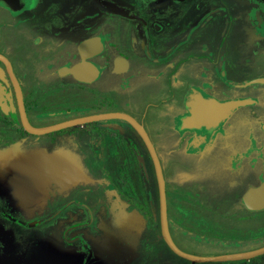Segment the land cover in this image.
I'll use <instances>...</instances> for the list:
<instances>
[{
  "label": "flooded vegetation",
  "instance_id": "obj_1",
  "mask_svg": "<svg viewBox=\"0 0 264 264\" xmlns=\"http://www.w3.org/2000/svg\"><path fill=\"white\" fill-rule=\"evenodd\" d=\"M260 78L264 0H0V213L35 215L67 231L87 224L79 206L92 211L84 198L95 195L94 204L124 215L104 257H128L144 224L174 251L162 233L155 160L136 121L162 167L174 242L193 255L238 256L174 253L190 264H264V251L246 255L264 247V82H253ZM241 98L249 103L212 129L182 125L198 112L216 123L220 103ZM148 123L168 137L160 145ZM163 148L176 177L165 173ZM32 160L73 164L83 178L37 175L23 202L27 180L14 165ZM83 166L100 167L99 181ZM141 174L158 188L157 197L147 192L146 214L135 208ZM81 183L80 197L67 192Z\"/></svg>",
  "mask_w": 264,
  "mask_h": 264
},
{
  "label": "rangeland",
  "instance_id": "obj_2",
  "mask_svg": "<svg viewBox=\"0 0 264 264\" xmlns=\"http://www.w3.org/2000/svg\"><path fill=\"white\" fill-rule=\"evenodd\" d=\"M158 98L156 96L154 100L158 101ZM148 124L153 139L160 145L167 136H161L157 133L159 131H155L153 126ZM159 152L162 153L165 173L176 177L177 167L176 165L172 166V162H175L173 156L176 152L169 154L173 157V161L169 163L166 159V148ZM150 168L148 166L149 177H151ZM107 169L113 172L114 168L107 167ZM82 170L96 181L101 178L102 169L100 167L83 166ZM142 171L146 173L144 166H142ZM82 185L84 184L75 185L67 192L77 191L78 197H80L83 194ZM136 188L141 192L142 199L140 206L137 205L135 208H140L144 214L149 213L147 192L152 191L153 197L158 196L155 178H151V184L147 188L141 174L136 179ZM94 199L98 201L95 195L94 197L88 195L84 198L87 203L93 206L92 211H88L84 206H79L85 209V212L80 213L84 214L83 220L87 224L81 227L77 225L67 231L42 225L43 223H40L35 215L23 218L19 214H10L13 216L9 219L10 212L8 214L0 213V264H190L189 261L166 246L156 228L146 226V224L138 231V236L134 240L128 257L122 260H118L113 255L104 257L106 250L114 247L116 227L123 225L124 215L117 209H102L104 208L102 202L94 204ZM259 259L257 257L238 261H205L199 264H259Z\"/></svg>",
  "mask_w": 264,
  "mask_h": 264
},
{
  "label": "water",
  "instance_id": "obj_3",
  "mask_svg": "<svg viewBox=\"0 0 264 264\" xmlns=\"http://www.w3.org/2000/svg\"><path fill=\"white\" fill-rule=\"evenodd\" d=\"M253 82H264V78L256 79ZM249 98H241V99H235V100H228L225 102L220 103V112L223 114L219 116L216 119V123H213V114H206L201 115L200 112L194 115H187L184 116L182 120V125H184L186 128H190L191 130L197 131L201 128H207L212 129L215 125H218L219 123H222L226 116L229 115L233 111L234 108L242 106L244 104L249 103ZM192 110V106H191ZM220 115V114H219ZM128 119V118H127ZM134 121V120H133ZM135 126L140 129L142 132L143 137L148 143V146L153 154L154 160H155V169H156V176L158 181V188H159V203H160V217H161V228L162 233L165 241L168 243V245L179 255L190 258L192 260H209V259H233L238 256V254H226V255H219V256H199V255H193L190 253L185 252L182 250L173 240L171 233L169 231L168 227V221H167V200H166V186H165V179L163 176L162 167L160 165L159 159L155 153L154 147L152 145V142L150 141L146 131L143 129L141 125L136 123L134 121ZM15 161L14 168L16 170H19V177L20 182H22L25 178L27 180L26 187L23 189V192H21V196L23 198V202H27L30 198H32L29 188L27 187L28 184L36 182L34 179L35 176L39 175V177H45V176H51L57 181L61 183H70V182H76L79 181L81 178H83V173L81 172V168L75 165H63V164H51L49 166L45 165V162H35V160L31 162L30 165L26 164L25 162H18ZM70 164V163H69ZM37 172V174H34ZM32 181V182H31ZM24 184V182H23ZM260 190H263L260 189ZM259 190V191H260ZM259 192L258 190H255V192ZM35 193V192H34ZM264 251V247L251 251L249 253H246V255H256Z\"/></svg>",
  "mask_w": 264,
  "mask_h": 264
},
{
  "label": "crops",
  "instance_id": "obj_4",
  "mask_svg": "<svg viewBox=\"0 0 264 264\" xmlns=\"http://www.w3.org/2000/svg\"><path fill=\"white\" fill-rule=\"evenodd\" d=\"M202 47L204 48L205 45H203ZM205 95H204V92H200V93H197L194 97L196 98L197 101H200L205 97Z\"/></svg>",
  "mask_w": 264,
  "mask_h": 264
},
{
  "label": "bare ground",
  "instance_id": "obj_5",
  "mask_svg": "<svg viewBox=\"0 0 264 264\" xmlns=\"http://www.w3.org/2000/svg\"><path fill=\"white\" fill-rule=\"evenodd\" d=\"M53 160L55 161L56 160V158H53ZM27 161V160H26ZM54 161H52L53 163L52 164H55V162ZM56 164H59V163H57V161H56ZM21 177V176H20Z\"/></svg>",
  "mask_w": 264,
  "mask_h": 264
}]
</instances>
